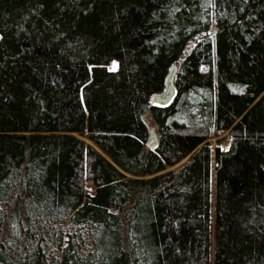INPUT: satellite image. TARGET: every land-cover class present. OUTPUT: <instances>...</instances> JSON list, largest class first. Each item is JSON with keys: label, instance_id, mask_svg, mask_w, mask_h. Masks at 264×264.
Here are the masks:
<instances>
[{"label": "trees", "instance_id": "16d2710c", "mask_svg": "<svg viewBox=\"0 0 264 264\" xmlns=\"http://www.w3.org/2000/svg\"><path fill=\"white\" fill-rule=\"evenodd\" d=\"M0 264H264V0H0Z\"/></svg>", "mask_w": 264, "mask_h": 264}, {"label": "water", "instance_id": "95a60500", "mask_svg": "<svg viewBox=\"0 0 264 264\" xmlns=\"http://www.w3.org/2000/svg\"><path fill=\"white\" fill-rule=\"evenodd\" d=\"M177 71V65H174L166 79L164 89L158 94L154 95L151 99V103L157 106H169L177 95V89L175 86V74ZM158 135L155 132H150L147 145L153 149L157 146Z\"/></svg>", "mask_w": 264, "mask_h": 264}, {"label": "rangeland", "instance_id": "374dc122", "mask_svg": "<svg viewBox=\"0 0 264 264\" xmlns=\"http://www.w3.org/2000/svg\"><path fill=\"white\" fill-rule=\"evenodd\" d=\"M143 118H144L145 122L147 123L148 127L151 129V131L155 132V122L151 118V116L149 114H145ZM230 138H231L230 135L225 134L223 137L219 138L220 139L219 142H217V140L215 139V140H213V143H214V145H219L222 150H227L229 148V145H230Z\"/></svg>", "mask_w": 264, "mask_h": 264}]
</instances>
